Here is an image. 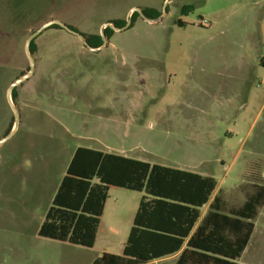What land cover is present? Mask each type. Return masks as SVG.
I'll return each mask as SVG.
<instances>
[{
  "label": "rangeland",
  "instance_id": "374dc122",
  "mask_svg": "<svg viewBox=\"0 0 264 264\" xmlns=\"http://www.w3.org/2000/svg\"><path fill=\"white\" fill-rule=\"evenodd\" d=\"M164 2L0 0V138L14 125L6 92L29 69L33 31L59 19L95 34L134 7L162 11ZM167 8L154 23L139 14L98 51L53 25L35 38V71L16 87L20 125L0 148V264L122 254L140 191L109 189L93 247L39 234L80 146L211 175L233 206L264 179V0H172ZM254 222L239 264H264V205Z\"/></svg>",
  "mask_w": 264,
  "mask_h": 264
},
{
  "label": "trees",
  "instance_id": "16d2710c",
  "mask_svg": "<svg viewBox=\"0 0 264 264\" xmlns=\"http://www.w3.org/2000/svg\"><path fill=\"white\" fill-rule=\"evenodd\" d=\"M191 10V6L182 7V13ZM143 11L150 18L161 14V9L152 7ZM138 16L135 12L132 21ZM111 22L117 27L126 24V20ZM178 23L184 25L181 20ZM114 32L111 27L105 28L108 39ZM83 34L91 46L103 44L100 32ZM35 50L33 40V54ZM17 95L16 88L15 102ZM217 186L218 181L211 175L80 146L72 156L39 234L93 247L109 189L123 187L143 195L122 254L105 251L92 264H146L178 252L175 264H239L255 230L258 209L264 205V179L253 182L254 189L239 206L229 205L221 193L211 201ZM209 202L202 216L203 207Z\"/></svg>",
  "mask_w": 264,
  "mask_h": 264
},
{
  "label": "water",
  "instance_id": "95a60500",
  "mask_svg": "<svg viewBox=\"0 0 264 264\" xmlns=\"http://www.w3.org/2000/svg\"><path fill=\"white\" fill-rule=\"evenodd\" d=\"M172 2V0H165L163 7H162V11L161 14L156 17V18H150L148 17L144 11L143 8L141 7H134L129 11L128 14V18L126 21V24L122 27H117L114 25L113 22L111 21H107L105 22L102 27H101V36L103 39V44L99 47H93L89 44L86 36L79 32L78 30L72 28L70 25L66 24L65 22L59 20V19H52L49 20L45 23H43L38 29H36L35 31H33L27 38L26 42H25V52L26 55L28 57L29 60V69L26 73H24L23 75H21L20 77L16 78L8 87L7 92H6V96H7V100L8 103L13 111V116H14V125L12 126L10 132L8 134H6L5 136H3L2 138H0V148L1 146H3L9 139H11L14 134L16 133V131L19 128L20 125V109L18 107V105L16 104L14 98H13V92L16 89V87L18 85H20L23 81L27 80L30 76L33 75L35 68H36V60L34 57V54L31 51V44L33 42V40H35V38L41 34L44 30H46L47 28H49L52 25H59L60 27L64 28L65 30H67L68 32L76 35L78 38H80V40L84 43V45L86 47H88L90 50H94V51H98L101 50L103 48H105V46L108 43V38L105 34V28L107 27H111L116 31H121L124 30L125 28H127L128 26H130L131 22H132V16L135 12H138L145 20H147L150 23H154L159 21L166 13H167V6L168 4Z\"/></svg>",
  "mask_w": 264,
  "mask_h": 264
},
{
  "label": "crops",
  "instance_id": "0c3cea01",
  "mask_svg": "<svg viewBox=\"0 0 264 264\" xmlns=\"http://www.w3.org/2000/svg\"><path fill=\"white\" fill-rule=\"evenodd\" d=\"M200 174H202V173H200ZM203 175H207V174H203ZM219 193L222 194L223 199L228 203V201L225 199L224 193L221 191V187H220L219 185L217 186V189L214 191L213 196H212V198H211V201H212L213 198H214L217 194H219ZM211 201H210V202H211ZM210 202L207 203V204L203 207V210H202V216H204V214L207 212V210H208V208H209V204H210ZM229 205H230V204H229ZM253 233H254V232H253ZM252 235H253V234H252ZM251 239H252V236H251ZM251 239H250V241H251ZM187 241H188V239H187ZM250 241H249V243H250ZM249 243H248V245H249ZM186 245H187V243L184 244V246H186ZM248 245H247V247H248ZM247 247H246V249H247ZM246 249H245V250H246ZM179 253H180V252L175 253V254H173V255H170V256H168V257H165V258H161V259L154 260V261H152V262H157V261H159V262L172 261V264H175V261H176L178 255H179ZM243 253H244V252H243ZM242 255H243V254H242ZM149 263H151V262H149ZM238 263H239V261H238ZM146 264H147V263H146Z\"/></svg>",
  "mask_w": 264,
  "mask_h": 264
}]
</instances>
